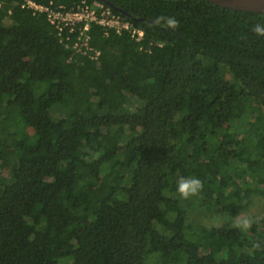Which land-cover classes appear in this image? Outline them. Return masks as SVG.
Listing matches in <instances>:
<instances>
[{"label":"trees","instance_id":"1","mask_svg":"<svg viewBox=\"0 0 264 264\" xmlns=\"http://www.w3.org/2000/svg\"><path fill=\"white\" fill-rule=\"evenodd\" d=\"M24 1L0 0V264H264V221L233 227L264 199V13L108 0L144 39L93 26L99 60L69 61Z\"/></svg>","mask_w":264,"mask_h":264},{"label":"built area","instance_id":"2","mask_svg":"<svg viewBox=\"0 0 264 264\" xmlns=\"http://www.w3.org/2000/svg\"><path fill=\"white\" fill-rule=\"evenodd\" d=\"M22 6L31 9L33 14L46 16L60 43L71 51L69 61L74 57L82 60H99L102 52L92 43L93 26L100 27L106 36L111 33L127 32L136 41H142L145 36L143 28L134 25L125 15L100 0L92 2L79 0L71 6L25 0Z\"/></svg>","mask_w":264,"mask_h":264},{"label":"clouds","instance_id":"3","mask_svg":"<svg viewBox=\"0 0 264 264\" xmlns=\"http://www.w3.org/2000/svg\"><path fill=\"white\" fill-rule=\"evenodd\" d=\"M154 25L156 26L163 25L164 27L172 31H175L180 26L179 21L176 20L175 17H171V16L168 17L161 16L155 18ZM252 30L256 35L264 36V24H260V23L254 24ZM203 188H204V184L199 178L181 177L177 181L176 190L182 199L187 200L190 199L191 197L199 195L203 190ZM254 222H255L254 218L248 216L238 217L235 223L233 224V227L241 230L242 232H247L251 228ZM253 247L260 248L261 242L254 243Z\"/></svg>","mask_w":264,"mask_h":264},{"label":"rangeland","instance_id":"4","mask_svg":"<svg viewBox=\"0 0 264 264\" xmlns=\"http://www.w3.org/2000/svg\"><path fill=\"white\" fill-rule=\"evenodd\" d=\"M242 125V123H236V125ZM6 155L4 153H0V170L5 168V165L7 164ZM200 217V221H202L204 224L208 226H220L223 225L226 220L230 219V216L227 215H220V214H214L210 215V212L205 211V213H202L201 215H198ZM248 216L251 218H254V223L251 226V230L256 231L258 222L264 221V199L262 198H256V201L253 205H251L247 210L241 211L238 217ZM237 217V218H238ZM237 218H233V223L237 220Z\"/></svg>","mask_w":264,"mask_h":264},{"label":"water","instance_id":"5","mask_svg":"<svg viewBox=\"0 0 264 264\" xmlns=\"http://www.w3.org/2000/svg\"><path fill=\"white\" fill-rule=\"evenodd\" d=\"M100 1H104L105 3H107L108 5L113 7L116 11L122 13L123 15L131 17L130 13H128L127 11L121 8L116 7L110 1L108 0H100ZM207 1L234 10L264 13V0H207Z\"/></svg>","mask_w":264,"mask_h":264}]
</instances>
